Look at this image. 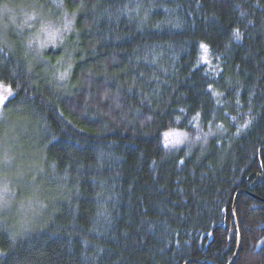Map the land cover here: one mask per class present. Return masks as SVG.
Returning <instances> with one entry per match:
<instances>
[{
  "label": "trees",
  "instance_id": "16d2710c",
  "mask_svg": "<svg viewBox=\"0 0 264 264\" xmlns=\"http://www.w3.org/2000/svg\"><path fill=\"white\" fill-rule=\"evenodd\" d=\"M30 1L72 22L40 61L0 28L3 109L37 163L0 182L42 206L0 209V264H264V0Z\"/></svg>",
  "mask_w": 264,
  "mask_h": 264
},
{
  "label": "rangeland",
  "instance_id": "374dc122",
  "mask_svg": "<svg viewBox=\"0 0 264 264\" xmlns=\"http://www.w3.org/2000/svg\"><path fill=\"white\" fill-rule=\"evenodd\" d=\"M56 8L59 9V7ZM46 12L48 11L39 12L36 5L30 0H0V28L4 32L15 29V31H20V34H22V31H27V36L30 38L29 49L31 55L37 61H40V54L43 51L55 49L59 45L63 34L69 30L72 22V15L63 12L62 8L59 9L58 16H56V13L53 16V11ZM55 67V82L58 86H61L68 78L69 59L60 61ZM10 96V89L0 86V97H3V101L0 103V179L4 177L5 171H16L15 173L19 171H37L36 158L23 151L21 145L23 140H21L20 135L13 133L15 128L19 127L15 125L14 121H10L3 109L5 101ZM201 139L202 136L197 135V133L194 138L188 135L187 139L185 133L181 132H169L163 137L166 147L169 149L193 145ZM20 177L23 178L24 173ZM8 196L10 194L5 184L0 182V209L6 206ZM7 208L16 212L19 217L24 218L30 213L37 214L42 206L38 203L29 202L15 208H12L9 204L5 209ZM22 226H24L23 223Z\"/></svg>",
  "mask_w": 264,
  "mask_h": 264
},
{
  "label": "water",
  "instance_id": "95a60500",
  "mask_svg": "<svg viewBox=\"0 0 264 264\" xmlns=\"http://www.w3.org/2000/svg\"><path fill=\"white\" fill-rule=\"evenodd\" d=\"M252 176L257 178V181L253 184V186L261 181V179H260V177H259L258 174H254V175H252ZM241 193L244 194V193H246V192H241ZM235 200H236V199H234V202H233V205H232V212H231L232 220H233L234 225H235V216H234ZM235 229H236V226H235ZM237 254H238V251H236V253H235L233 259L231 260V262H230L229 264H232V263L235 261V259H236V257H237Z\"/></svg>",
  "mask_w": 264,
  "mask_h": 264
},
{
  "label": "snow or ice",
  "instance_id": "6c2138e0",
  "mask_svg": "<svg viewBox=\"0 0 264 264\" xmlns=\"http://www.w3.org/2000/svg\"><path fill=\"white\" fill-rule=\"evenodd\" d=\"M2 101H3V97H0V103H2Z\"/></svg>",
  "mask_w": 264,
  "mask_h": 264
}]
</instances>
